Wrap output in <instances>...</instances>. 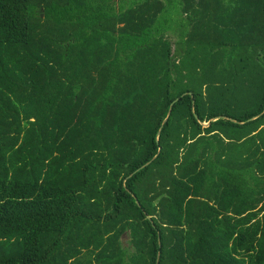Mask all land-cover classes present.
<instances>
[{
	"label": "trees",
	"instance_id": "trees-1",
	"mask_svg": "<svg viewBox=\"0 0 264 264\" xmlns=\"http://www.w3.org/2000/svg\"><path fill=\"white\" fill-rule=\"evenodd\" d=\"M0 264H264V0H0Z\"/></svg>",
	"mask_w": 264,
	"mask_h": 264
},
{
	"label": "water",
	"instance_id": "water-1",
	"mask_svg": "<svg viewBox=\"0 0 264 264\" xmlns=\"http://www.w3.org/2000/svg\"><path fill=\"white\" fill-rule=\"evenodd\" d=\"M177 101H178V100H177ZM177 101H176V102H177ZM176 102H175V103H176ZM170 114H171V110H170V112H169V115H168V117H167L165 123L168 121V119H169V117H170ZM262 115H263V114H261V115H259V116H255V117H253L250 121H254V120L260 118ZM195 117H196L197 121H199V118H198L196 115H195ZM218 118H220V117L212 118V119H210L209 122H207V123H202V122H200V121H199V122H200L201 125H203L204 127H208V126L210 125L211 122L216 121ZM222 118H223V119H229L228 117H222ZM231 121L237 123V121L234 120V119H231ZM238 123H239V122H238ZM239 124L243 125L244 122H240ZM153 159H155V158H153ZM150 163H151V161L148 162L147 164H145L143 167L149 165ZM124 236H126V234H124L123 237H124ZM123 237H122V239H123ZM160 257H161V253L159 254V258H160Z\"/></svg>",
	"mask_w": 264,
	"mask_h": 264
},
{
	"label": "rangeland",
	"instance_id": "rangeland-1",
	"mask_svg": "<svg viewBox=\"0 0 264 264\" xmlns=\"http://www.w3.org/2000/svg\"><path fill=\"white\" fill-rule=\"evenodd\" d=\"M176 41H177V35H176V33H174L173 36H172V42H173V44L176 43ZM122 243H123V245L125 247H128V249H130V246L128 244V237L127 236H124L123 237Z\"/></svg>",
	"mask_w": 264,
	"mask_h": 264
}]
</instances>
